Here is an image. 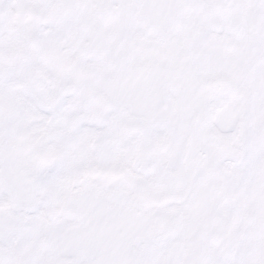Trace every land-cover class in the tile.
Here are the masks:
<instances>
[{"label":"snow or ice","instance_id":"6c2138e0","mask_svg":"<svg viewBox=\"0 0 264 264\" xmlns=\"http://www.w3.org/2000/svg\"><path fill=\"white\" fill-rule=\"evenodd\" d=\"M0 264H264V0H0Z\"/></svg>","mask_w":264,"mask_h":264}]
</instances>
